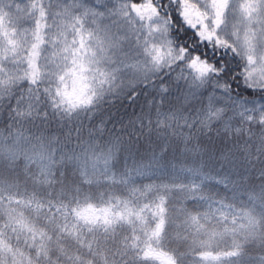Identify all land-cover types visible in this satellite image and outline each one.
I'll use <instances>...</instances> for the list:
<instances>
[{"label": "snow or ice", "instance_id": "snow-or-ice-1", "mask_svg": "<svg viewBox=\"0 0 264 264\" xmlns=\"http://www.w3.org/2000/svg\"><path fill=\"white\" fill-rule=\"evenodd\" d=\"M0 264H264V0H0Z\"/></svg>", "mask_w": 264, "mask_h": 264}]
</instances>
